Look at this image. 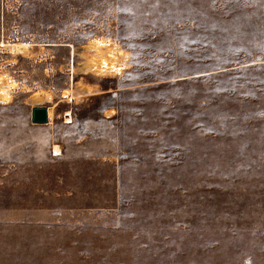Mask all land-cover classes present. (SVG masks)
<instances>
[{
	"label": "rangeland",
	"instance_id": "1",
	"mask_svg": "<svg viewBox=\"0 0 264 264\" xmlns=\"http://www.w3.org/2000/svg\"><path fill=\"white\" fill-rule=\"evenodd\" d=\"M0 93V264H264V0H0Z\"/></svg>",
	"mask_w": 264,
	"mask_h": 264
},
{
	"label": "bare ground",
	"instance_id": "2",
	"mask_svg": "<svg viewBox=\"0 0 264 264\" xmlns=\"http://www.w3.org/2000/svg\"><path fill=\"white\" fill-rule=\"evenodd\" d=\"M90 42L92 43L93 41H90ZM2 44L10 45V47H12V49L17 50V51H26V50H30L31 46H36V45L42 44V43L18 41V42H7V43H2ZM45 44H48V43H45ZM61 45H71L72 46V54L75 53L73 44H71V43L68 44V43L63 42V43H61ZM115 51H116V49L114 47H113V49H109L106 53H104L103 51H100V50L96 51L98 53V55L95 57V59H91L90 61H88L86 63L87 67L94 69V70L100 72L101 74L107 73L114 66V64L116 62L117 56L115 54L116 53ZM73 67L75 68V66H73ZM34 95L36 96V98L39 97L38 93H35ZM0 98L1 99L2 98L7 99L8 96L0 93ZM70 98H74V94ZM57 103L58 102H55L53 105H50L48 107V113H49V117H50L49 123L52 122L51 117L53 115L54 108L57 105ZM65 115L67 116L66 120H65L66 122H72L73 121V115H72L71 110H67L65 112ZM52 152L54 155L61 154L62 153L61 146L58 143H54L53 148H52Z\"/></svg>",
	"mask_w": 264,
	"mask_h": 264
},
{
	"label": "water",
	"instance_id": "3",
	"mask_svg": "<svg viewBox=\"0 0 264 264\" xmlns=\"http://www.w3.org/2000/svg\"><path fill=\"white\" fill-rule=\"evenodd\" d=\"M48 45H54L53 42H48ZM109 90V89H108ZM48 106H36L32 109V122L46 123L49 122Z\"/></svg>",
	"mask_w": 264,
	"mask_h": 264
},
{
	"label": "trees",
	"instance_id": "4",
	"mask_svg": "<svg viewBox=\"0 0 264 264\" xmlns=\"http://www.w3.org/2000/svg\"><path fill=\"white\" fill-rule=\"evenodd\" d=\"M90 38H92L91 36H86L84 42H86L87 40H89ZM54 43V42H53ZM62 43V42H61Z\"/></svg>",
	"mask_w": 264,
	"mask_h": 264
},
{
	"label": "built area",
	"instance_id": "5",
	"mask_svg": "<svg viewBox=\"0 0 264 264\" xmlns=\"http://www.w3.org/2000/svg\"><path fill=\"white\" fill-rule=\"evenodd\" d=\"M48 117H49V113H48ZM49 119H50V117H49Z\"/></svg>",
	"mask_w": 264,
	"mask_h": 264
}]
</instances>
